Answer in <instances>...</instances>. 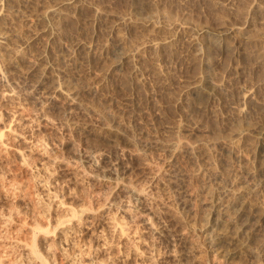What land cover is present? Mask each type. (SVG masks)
<instances>
[{"label": "rangeland", "instance_id": "obj_1", "mask_svg": "<svg viewBox=\"0 0 264 264\" xmlns=\"http://www.w3.org/2000/svg\"><path fill=\"white\" fill-rule=\"evenodd\" d=\"M0 134V264H264V0H0Z\"/></svg>", "mask_w": 264, "mask_h": 264}, {"label": "bare ground", "instance_id": "obj_2", "mask_svg": "<svg viewBox=\"0 0 264 264\" xmlns=\"http://www.w3.org/2000/svg\"><path fill=\"white\" fill-rule=\"evenodd\" d=\"M208 91H209V90H208ZM209 92H210V91H209ZM0 136H1V134H0ZM221 207H222V206H221ZM71 215H72V214H71ZM74 215H75V214H74ZM76 215H77V214H76ZM65 219H66V218H65ZM60 221H62V220H60ZM60 221H59V222H60ZM63 221H64V220H63ZM63 221H62V222H63ZM57 222H58V221H57ZM50 224H51V223H50ZM53 227H54V226H53ZM35 228H36V229H40V228H41L40 230H42V228H44V227H42V226L40 227L39 225H36ZM49 228H50V227H49ZM44 229H45V228H44ZM46 229H48V228H46ZM46 229H45V230H46ZM51 229H52V228H51ZM38 231H39V230H38ZM43 231H44V230H43ZM51 231H52V230H51ZM51 231H50V232H51ZM53 231H54V230H53ZM45 232H47V230H46ZM34 235H35V234H34ZM217 236H218V235H217ZM34 237H35V236H34ZM32 240H33V239H32ZM33 243H34V242H31L30 244H32V246H34L35 243H34V244H33ZM30 246H31V245H30ZM32 246H31L30 248H32ZM34 248L36 249V246H34ZM36 250H37V249H36ZM35 253H36V252H35ZM37 255H40L39 252H38ZM40 256H41V255H40ZM37 257H39V256H37ZM41 257H42V256H41ZM41 257H40V258H41ZM40 258H39V259H40ZM41 261H43V260H41ZM40 263H41V262H40ZM41 264H44V262L41 263Z\"/></svg>", "mask_w": 264, "mask_h": 264}]
</instances>
